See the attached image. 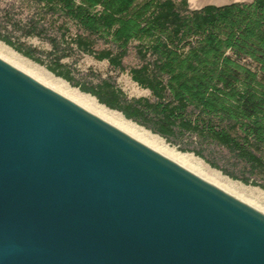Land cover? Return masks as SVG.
Returning <instances> with one entry per match:
<instances>
[{"label":"water","instance_id":"95a60500","mask_svg":"<svg viewBox=\"0 0 264 264\" xmlns=\"http://www.w3.org/2000/svg\"><path fill=\"white\" fill-rule=\"evenodd\" d=\"M0 264H264V212L0 57Z\"/></svg>","mask_w":264,"mask_h":264},{"label":"trees","instance_id":"16d2710c","mask_svg":"<svg viewBox=\"0 0 264 264\" xmlns=\"http://www.w3.org/2000/svg\"><path fill=\"white\" fill-rule=\"evenodd\" d=\"M48 2L82 30L75 35L65 30L70 41L65 40L61 55L52 54L53 64L47 66L55 75L169 142L195 135L226 148L253 173H264V0L198 10H191L187 0ZM43 33L33 24L26 32ZM0 39L44 63L35 48L5 34ZM100 40L106 45L101 49L96 47ZM134 41L140 63L129 73L150 96L130 97L110 75L97 82L78 80L79 70L62 61L76 46L124 72ZM51 42L58 46L57 40ZM194 151L205 157L204 149Z\"/></svg>","mask_w":264,"mask_h":264},{"label":"rangeland","instance_id":"374dc122","mask_svg":"<svg viewBox=\"0 0 264 264\" xmlns=\"http://www.w3.org/2000/svg\"><path fill=\"white\" fill-rule=\"evenodd\" d=\"M32 24L36 25L39 30L44 32L42 36L26 34ZM67 28L70 29L72 35H75L77 32H82L75 21L66 17L60 7H52V4L49 5L48 0H0V33L10 36L16 43H21L26 47L31 46L35 48L37 50L36 56L41 58L44 63L41 64L26 57L1 39L0 43L13 49L32 62L42 66L57 78L62 77L55 75L47 66L53 64L52 54L61 55L66 48L65 40L70 41V35L67 37L63 36ZM51 39L57 40V47L53 46ZM137 44L138 41L133 42L129 55L124 59V64L128 68L124 72L113 69L108 60L100 61L93 55L80 52L76 46H74L76 49L74 54L70 57L64 58L62 61L68 64H73L79 70V73L76 75L78 80L97 82L99 77H107L110 75L116 78L119 86L130 97L150 96V91L139 86L129 73L130 67L136 66L140 63L135 49ZM105 46L104 41L100 40L96 47L101 49ZM68 83L73 88H77L83 92L79 87L73 86L70 82ZM165 141L172 148L181 152L193 154L211 169L219 171L223 176L228 177L240 186L247 193L249 198L254 200L255 205L258 206L256 208L264 209V188L261 186L264 185V173H253L245 162L238 160L226 148L216 144L203 142L195 135L186 134L178 136L172 142H169L166 139ZM200 149H204L203 154L205 157L199 156L195 153L194 150ZM209 161L217 164L219 168L214 167ZM223 170H227L235 177L226 174ZM244 179H249L250 181L245 182Z\"/></svg>","mask_w":264,"mask_h":264},{"label":"bare ground","instance_id":"6f19581e","mask_svg":"<svg viewBox=\"0 0 264 264\" xmlns=\"http://www.w3.org/2000/svg\"><path fill=\"white\" fill-rule=\"evenodd\" d=\"M0 57L44 85L59 92L115 127L123 130L130 136L135 137L137 140L160 152L169 159L177 162L248 204L258 207L255 205L254 200L249 198L247 193L240 186L228 177L223 176L219 171L208 167L201 159L196 158L193 154L181 152L172 148L167 144L164 138L154 134L147 128L140 126L132 120L127 119L122 112L111 109L105 104L100 103L96 97L83 93L77 88H73L66 80L55 77L42 66L32 62L28 58H25L1 43ZM260 209L264 211L263 208Z\"/></svg>","mask_w":264,"mask_h":264},{"label":"crops","instance_id":"0c3cea01","mask_svg":"<svg viewBox=\"0 0 264 264\" xmlns=\"http://www.w3.org/2000/svg\"><path fill=\"white\" fill-rule=\"evenodd\" d=\"M191 10L202 9L206 6H225L233 3H250L254 0H187ZM151 93V92H150Z\"/></svg>","mask_w":264,"mask_h":264}]
</instances>
